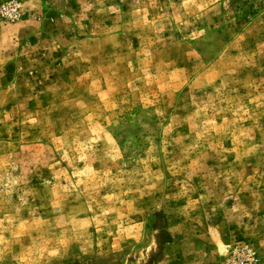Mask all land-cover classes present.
Masks as SVG:
<instances>
[{"label": "rangeland", "instance_id": "rangeland-1", "mask_svg": "<svg viewBox=\"0 0 264 264\" xmlns=\"http://www.w3.org/2000/svg\"><path fill=\"white\" fill-rule=\"evenodd\" d=\"M0 264H264V0H0Z\"/></svg>", "mask_w": 264, "mask_h": 264}]
</instances>
